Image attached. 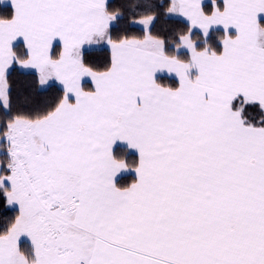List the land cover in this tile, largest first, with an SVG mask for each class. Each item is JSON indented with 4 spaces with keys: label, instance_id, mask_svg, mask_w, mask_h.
I'll list each match as a JSON object with an SVG mask.
<instances>
[{
    "label": "crops",
    "instance_id": "0c3cea01",
    "mask_svg": "<svg viewBox=\"0 0 264 264\" xmlns=\"http://www.w3.org/2000/svg\"><path fill=\"white\" fill-rule=\"evenodd\" d=\"M108 1L0 0L14 11L0 21V102L17 43L21 68L65 94L49 117L15 121L4 137L1 183L23 226L0 237V264H15L20 244L49 263L27 244L44 214L66 225L84 264H264V129L232 108L236 97L264 108V0H174L203 36L226 34L221 54L193 51L187 63L158 41L109 42ZM108 46L109 71L82 65L85 51ZM163 76L177 86H160ZM127 175L135 181L117 188Z\"/></svg>",
    "mask_w": 264,
    "mask_h": 264
},
{
    "label": "trees",
    "instance_id": "16d2710c",
    "mask_svg": "<svg viewBox=\"0 0 264 264\" xmlns=\"http://www.w3.org/2000/svg\"><path fill=\"white\" fill-rule=\"evenodd\" d=\"M204 10L205 13L210 12L208 4L204 5ZM105 11L112 19L108 31V40L112 44L138 42L148 37L162 44L165 56L185 63L191 60V53L179 50V47L186 37L194 43L196 52L219 55L223 51L226 34L221 30H212L205 37L193 30L177 15L174 0H109ZM13 16V8L0 4V21L11 20ZM57 50L55 47V58ZM13 52L16 61L4 76V98L0 102V237L11 232L19 217L18 209L8 206V186L1 183V179L11 169V159L6 152L4 137L10 125L17 120L38 122L49 117L59 108L65 96L64 90L58 85L43 84L37 73L21 68L18 62L27 58V52L21 43L13 47ZM81 63L95 73H105L112 66V50L110 47H103L85 51ZM157 83L168 88L177 86L175 81L164 76L158 77ZM232 108L240 113L247 126L264 129V108L259 104L236 97L232 101ZM115 158L130 164L133 155L119 147L115 151ZM134 181L135 177L127 175L119 178L116 186L126 189ZM17 251L22 252L21 244Z\"/></svg>",
    "mask_w": 264,
    "mask_h": 264
},
{
    "label": "rangeland",
    "instance_id": "374dc122",
    "mask_svg": "<svg viewBox=\"0 0 264 264\" xmlns=\"http://www.w3.org/2000/svg\"><path fill=\"white\" fill-rule=\"evenodd\" d=\"M147 29V27H146ZM193 29V28H192ZM196 30V29H193ZM155 41L151 38H146L143 41H138L137 43L140 46H144L145 44H147V41ZM158 46L156 48H158L159 50H162V44L160 42ZM109 47V46H108ZM179 50H184L186 52H190L192 53L194 51V43L188 38H184L182 40V44L179 47ZM191 65V64H189ZM188 65V66H189ZM144 88H148L147 86H142V89ZM149 98L148 95H142L141 94V103H140V111L145 109V103L144 101L147 100ZM140 115H142V112L140 113ZM19 121V120H17ZM12 126V125H10ZM15 128L14 130H16L17 128L20 130L22 129V126H17L16 124L14 125ZM13 127V126H12ZM11 130V128H10ZM19 210V208H16ZM25 211H27V215H31L30 211L23 209V214H25ZM58 212V211H55ZM52 216V214H51ZM54 216V215H53ZM44 218H45V222H40L38 224V226H36V229H34L33 234L34 236L31 237V239L33 240H28L27 244L29 246H31V244L38 242L41 244V247L39 249L40 253H44L46 259L50 258L49 263H42L39 260V254L38 256H34V252L32 250H26V252H18V254L22 255L19 257L17 255V258H15V264H19L18 260L20 259L21 261H19L22 264V261L25 264H57L59 262V264L62 263H67L66 259H70V261L74 264H84L87 258V254L86 252H84V250L80 247H75L74 245V241L71 239V237H69V232L68 229L66 227V225H64L63 223L59 222H55L54 220H52L51 217L48 216V218H46L45 214H44ZM21 218H18V226L22 225L21 223ZM25 219V218H24ZM30 219V218H29ZM32 221V219H30ZM34 222V219H33ZM31 222L30 226L35 227L36 222L33 223ZM23 226V225H22ZM66 233V234H65ZM35 237V238H34ZM40 238V239H39ZM33 248V247H32ZM236 262L238 263L240 256H236ZM222 259H221V264H222Z\"/></svg>",
    "mask_w": 264,
    "mask_h": 264
}]
</instances>
